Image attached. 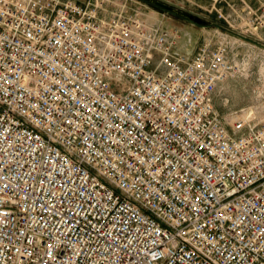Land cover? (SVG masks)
Instances as JSON below:
<instances>
[{
	"label": "built area",
	"instance_id": "built-area-1",
	"mask_svg": "<svg viewBox=\"0 0 264 264\" xmlns=\"http://www.w3.org/2000/svg\"><path fill=\"white\" fill-rule=\"evenodd\" d=\"M160 1L219 41L182 54L131 0H0V264H264V88L214 101L264 0Z\"/></svg>",
	"mask_w": 264,
	"mask_h": 264
},
{
	"label": "rangeland",
	"instance_id": "rangeland-1",
	"mask_svg": "<svg viewBox=\"0 0 264 264\" xmlns=\"http://www.w3.org/2000/svg\"><path fill=\"white\" fill-rule=\"evenodd\" d=\"M173 1L177 5L192 7L199 14L203 10L199 5L205 6L206 8L211 6L210 0ZM136 3H140L144 7V11L150 22L161 21L166 27H169L171 23L172 28L173 25H176L181 30L185 29L186 37H191V40H186V47L193 53L200 47L205 37H212L215 42L219 41L220 30L218 29V25L223 22L217 18L215 12L210 13V17L216 23H197L174 15L169 10L161 9L147 0H131L130 6L132 7ZM184 41L180 40L177 49L182 54H188L184 47ZM236 47L235 59L240 64L242 73L220 84L214 98L216 109L221 115L229 118H231L232 114L234 116H240L241 110L251 108L257 100L256 88L260 87V91L264 88V47L246 40L245 43L237 45ZM257 108L261 114L259 121H262L264 120V99L263 102L257 105Z\"/></svg>",
	"mask_w": 264,
	"mask_h": 264
},
{
	"label": "water",
	"instance_id": "water-1",
	"mask_svg": "<svg viewBox=\"0 0 264 264\" xmlns=\"http://www.w3.org/2000/svg\"><path fill=\"white\" fill-rule=\"evenodd\" d=\"M149 1H151L152 3L158 5V6L164 8L166 10H169V11L184 15V16L188 17L189 19L193 18V14H187L186 12H184V10L179 9L176 6L169 5V4L165 3V2L158 1V0H149ZM195 22L202 23L203 21H202V19L200 17H196Z\"/></svg>",
	"mask_w": 264,
	"mask_h": 264
},
{
	"label": "crops",
	"instance_id": "crops-1",
	"mask_svg": "<svg viewBox=\"0 0 264 264\" xmlns=\"http://www.w3.org/2000/svg\"><path fill=\"white\" fill-rule=\"evenodd\" d=\"M158 23H162V24H164L163 22H158ZM171 24V23H170ZM169 24V28L171 29V30H176L179 34H180V39L179 40H185L184 41V47H185V49L187 50V53H188V55H192V54H194L193 52H191L187 47H186V44H187V42H186V40H191V37L189 36V37H186V31H185V29H180L179 27H177L176 25H173V28L171 27V25Z\"/></svg>",
	"mask_w": 264,
	"mask_h": 264
},
{
	"label": "flooded vegetation",
	"instance_id": "flooded-vegetation-1",
	"mask_svg": "<svg viewBox=\"0 0 264 264\" xmlns=\"http://www.w3.org/2000/svg\"><path fill=\"white\" fill-rule=\"evenodd\" d=\"M148 2H150V3H152L151 1H149V0H147ZM158 1H160V0H158ZM163 2V1H162ZM152 4H154V3H152ZM155 6H157V7H159V8H161V9H164V8H162V7H160V6H158V5H156V4H154ZM164 10H166V9H164ZM169 12H171L172 14H174V15H177V16H181V17H183V18H185V19H188V20H191V21H195V19H196V15H193V18L192 19H189L188 17H186V16H184V15H181V14H178V13H175V12H172V11H169ZM184 12H186L187 14H191V13H189V12H187V11H184Z\"/></svg>",
	"mask_w": 264,
	"mask_h": 264
},
{
	"label": "bare ground",
	"instance_id": "bare-ground-1",
	"mask_svg": "<svg viewBox=\"0 0 264 264\" xmlns=\"http://www.w3.org/2000/svg\"><path fill=\"white\" fill-rule=\"evenodd\" d=\"M262 74H263V73H262ZM263 77H264V75H263ZM263 80H264V78H263ZM254 114H256L257 117L261 118V114H260L258 108L254 109Z\"/></svg>",
	"mask_w": 264,
	"mask_h": 264
},
{
	"label": "snow or ice",
	"instance_id": "snow-or-ice-1",
	"mask_svg": "<svg viewBox=\"0 0 264 264\" xmlns=\"http://www.w3.org/2000/svg\"><path fill=\"white\" fill-rule=\"evenodd\" d=\"M161 131H163V129H161ZM49 247H50V245H49Z\"/></svg>",
	"mask_w": 264,
	"mask_h": 264
}]
</instances>
